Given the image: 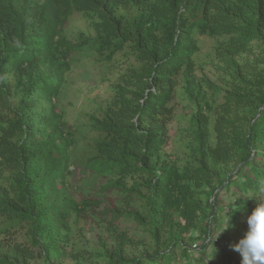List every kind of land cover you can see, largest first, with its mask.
Listing matches in <instances>:
<instances>
[{
    "label": "trees",
    "instance_id": "1",
    "mask_svg": "<svg viewBox=\"0 0 264 264\" xmlns=\"http://www.w3.org/2000/svg\"><path fill=\"white\" fill-rule=\"evenodd\" d=\"M75 13L90 31L72 40ZM201 37L218 82L197 76ZM83 52L128 61L86 129L59 104ZM179 83L194 111L170 157ZM77 166L103 180L97 197L74 195ZM262 189L264 0H0V264H80L87 221L99 264H178L200 240L202 264H242Z\"/></svg>",
    "mask_w": 264,
    "mask_h": 264
},
{
    "label": "rangeland",
    "instance_id": "2",
    "mask_svg": "<svg viewBox=\"0 0 264 264\" xmlns=\"http://www.w3.org/2000/svg\"><path fill=\"white\" fill-rule=\"evenodd\" d=\"M83 31L89 34V24L80 14L75 13L67 22L65 33L73 40ZM214 45V39L209 37L200 38L201 52L197 58L199 64L196 73L199 78H210L214 82H218L220 76L214 64ZM127 65L128 61L121 56L116 57L112 62L100 63L91 52L75 54L73 69L67 76V85L59 98V104L66 119L73 125L86 129L89 124V115L98 112L103 102L111 96V86L125 71ZM182 86V83H179L178 94L171 102L174 107V115L167 124L169 141L165 150L170 157L182 151L181 139L194 111L193 105L183 97ZM214 117L215 115L211 114V118L214 119ZM102 181V179L85 171L81 166H77L70 177L71 184L77 186H73V192L77 198L97 197L96 190ZM109 201L112 204L116 203L113 198ZM3 220L0 217V224ZM80 225L73 240L74 250L77 252L75 254L76 258L81 262L80 264H99L91 254L96 251L97 237L102 230V225L97 221L93 223L87 221ZM123 225L131 231L136 229L133 223H124ZM223 225L224 221H221L218 227L214 226L217 234ZM221 234L222 232L219 233L220 237ZM199 242L198 245L193 246L190 258L183 259L178 264H202L203 252H206L208 258H211L212 247L204 250L203 247H200L201 240ZM67 263H74V260L70 258Z\"/></svg>",
    "mask_w": 264,
    "mask_h": 264
},
{
    "label": "clouds",
    "instance_id": "3",
    "mask_svg": "<svg viewBox=\"0 0 264 264\" xmlns=\"http://www.w3.org/2000/svg\"><path fill=\"white\" fill-rule=\"evenodd\" d=\"M256 195L262 202L247 215V229L239 242L233 245L234 250L242 255V264H264V195ZM228 221L229 218L219 233L230 227Z\"/></svg>",
    "mask_w": 264,
    "mask_h": 264
}]
</instances>
